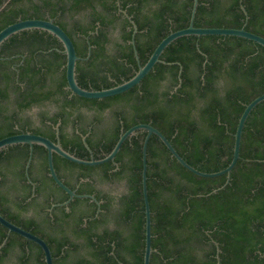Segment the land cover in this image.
<instances>
[{
	"label": "trees",
	"instance_id": "trees-1",
	"mask_svg": "<svg viewBox=\"0 0 264 264\" xmlns=\"http://www.w3.org/2000/svg\"><path fill=\"white\" fill-rule=\"evenodd\" d=\"M194 0H0V30L20 18L52 17L72 37L77 53V79L87 88L122 82L144 64L157 44L171 31L190 23ZM242 4L247 10L242 7ZM246 28L264 35V0H199L194 24ZM118 27V35L111 31ZM7 57V58H5ZM161 61L133 87L102 98H89L68 87L67 54L62 41L39 28L25 29L0 46V138L30 130L56 139L54 125L61 120L64 147L90 158L82 136H64L65 122L78 111L92 110L97 123L87 142L96 158L108 153L121 133L139 122L162 130L192 165L205 171L226 167L233 156L235 132L246 106L264 93V45L238 35H184L162 52ZM182 65L181 84L179 80ZM54 107L52 109V106ZM34 107H37L34 109ZM108 125L101 127L102 114ZM95 122V121H94ZM101 127V128H100ZM86 133L87 129L81 127ZM147 130L127 138L114 160L87 165L57 153L54 162L60 177L71 187L62 168L82 177L79 193H94L103 202L76 197L70 210L54 202L69 194L50 175L52 186L39 184L35 195L26 187L21 200L34 213L22 222L18 214L0 212L49 243L55 264H144L146 213L143 197V143ZM16 153L25 167L30 145L17 143L0 150V160ZM50 172L48 151L34 144V157ZM147 184L152 217L151 264H264V100L250 112L242 134L240 157L227 173L203 176L184 166L164 141L153 133L147 145ZM25 176V171H20ZM95 173L103 181H126L120 193L108 194L92 184ZM4 175V172H2ZM214 188L217 191L212 192ZM43 195L44 199L41 198ZM5 193L0 197L5 198ZM83 208L77 209L78 205ZM52 207V209H50ZM88 218L85 220V218ZM8 229L0 223V243ZM36 247V263L47 264L43 248L12 232L0 255L13 242ZM123 262V263H122Z\"/></svg>",
	"mask_w": 264,
	"mask_h": 264
},
{
	"label": "water",
	"instance_id": "water-1",
	"mask_svg": "<svg viewBox=\"0 0 264 264\" xmlns=\"http://www.w3.org/2000/svg\"><path fill=\"white\" fill-rule=\"evenodd\" d=\"M199 0H194L193 7H192V13L190 18V23L186 27H182L176 30L171 31L169 34H167L165 37L162 38V40L157 44L147 61L142 64L140 62V56L138 49L136 47L135 42V34L138 30V25L136 21L132 18V15L128 14V12L125 11L131 22L133 23V34L131 42L134 44V51L137 57V60L139 62V68L136 70L135 74L132 75L130 78L119 82L115 85L109 86V87H103V88H87L82 86L78 79H77V61L82 58H88L91 55L92 50V44L89 45V51L88 54L85 57L80 56L77 53L75 43L70 36V34L58 23L54 20V18H41V17H28V18H20L12 23H9L5 27H3L0 30V46L1 44L9 38L11 35L25 30V29H33V28H39L47 30L54 35H56L64 44L65 52L67 54V62H66V74H67V81H68V87L72 90V92L77 93L84 97L89 98H102L105 96L114 95L120 92H123L134 85L140 83L142 78L154 67L156 62L161 61L160 58L162 52L164 49L175 39H177L180 36L184 35H205V34H222V35H238L243 36L249 39H252L256 42L261 43L264 45V35H261L257 32H254L252 30H249L246 28V22L241 27H230V26H197L194 24L197 6H198ZM242 7L245 9V6L242 4ZM245 12L247 14V10L245 9ZM248 18V14H247ZM182 65L180 66V73H179V80L181 84L182 77ZM264 100V93L257 95L255 98H253L249 103L246 104L240 118L238 121L237 129L235 132V141H234V151L233 156L230 161V163L219 170L216 171H205L202 169L197 168L196 166L192 165L190 162H188L184 156L177 150V148L174 146V144L171 142V140L167 137V135L160 130L158 127L153 125L149 122H139L136 124H133L127 129H122L118 140L116 141L113 148L106 153L103 157L96 158L94 156V153L89 145V143L86 140V136H84V143L85 145L91 150V158H84L81 156L76 155L75 153L71 152L70 150L66 149L61 140L58 139L57 141L53 140L52 138L43 135L41 133H35L31 131H21L13 134L6 135L2 138H0V150L16 143H28L30 144L31 150L29 159L27 162V174L28 168L33 156V146L34 144H41L45 146L48 149V162H49V168H50V174L53 176L55 181L63 187L68 193H69V199L64 201L65 204H68L70 200H72L75 196L79 197H91L92 199L96 200L98 203L100 201L96 198L94 194L89 193H78L76 190L71 188L69 185H67L59 176L57 169L55 167L54 163V153H58L62 155L63 157H66L72 161L93 165V164H99L103 163L108 160H114L116 154L120 150L121 146L123 145L124 141L135 134L139 129H145L147 130L146 137L144 139L143 143V169H142V184H143V197L145 202V213H146V229H145V251H144V264H151V255L152 252L157 250V248L153 247L152 244V217H151V205L149 200V194H148V184H147V145L150 136L155 133L157 134L167 145V147L170 149L172 154L187 168L190 170L196 172L197 174L203 175V176H216L223 173H227V179L226 182L221 186H225L230 178H231V172L235 164L237 163L239 157H240V151H241V141H242V134L243 129L246 123V120L252 111V109L260 102ZM218 188H214L212 192L217 191ZM99 210V208H98ZM0 223H2L4 226H6L9 230L18 232L19 234L25 236L28 239H31L35 242H37L44 250L45 253V260L47 264H55L54 262V256L51 250V247L49 243L46 241L45 238L40 236L37 233H34L33 231L24 228L23 226L15 223L14 221L7 218L5 215H3L0 212ZM6 242V239L2 242V245ZM217 264H220L221 258H220V246L217 242ZM123 263V262H122ZM124 264V263H123Z\"/></svg>",
	"mask_w": 264,
	"mask_h": 264
},
{
	"label": "flooded vegetation",
	"instance_id": "flooded-vegetation-1",
	"mask_svg": "<svg viewBox=\"0 0 264 264\" xmlns=\"http://www.w3.org/2000/svg\"><path fill=\"white\" fill-rule=\"evenodd\" d=\"M120 10L125 13L124 10H126V9L120 8ZM126 12H127V10H126ZM97 30H98V27L95 30H90L89 35L97 32ZM118 30H119L118 27L114 28V30L111 31V36H113V37L117 36ZM89 35H86L88 43H89L88 44V51H89V45L92 44L90 41ZM93 46L94 45L92 44V48H93ZM91 53H92V50H91ZM82 57H85V56H82ZM5 58H7V57H5ZM88 58H82V59H88ZM53 108L54 107L52 106V109ZM106 114H107V111H106V113L102 114V120L100 122L101 127H104V128L108 125L107 118H105ZM96 123H97V121L95 120V114L92 112V110H83V112H81L80 117L78 116V111H77L74 113L73 116H71L69 121L64 123L63 128H62V132H63L64 136L67 138H71L75 134H80L82 136V139L84 142L83 137L86 136V140H87V136L91 132H94V125ZM60 125H61V120H59L54 125V128L56 130L55 131L56 139H53V140H55V141H57L58 139L61 140ZM81 127H85L87 129L86 133H83V131H81ZM122 129H123V127L121 128V130ZM27 131H30V130H27ZM61 142H62V140H61ZM23 144H25V143H23ZM30 150H31V147H30ZM88 150L90 151V156H91L92 155L91 150L89 148H88ZM47 151H48V149H47ZM93 153H94V151H93ZM29 155H30V153H29ZM33 157H34V146H33V156H32L29 168H28L29 174H27V162H28L29 156H28V159L26 161L25 167L22 165V161H20V154L19 153H16L10 161L0 160V194L5 193V195H6L5 198L0 197V203H3V206L7 211H11L12 213L18 214L19 218L22 222L27 221L28 218L32 217V215L34 213V210H33L31 203L29 201H26V200H21L22 195L25 192V189L29 185V183L32 185V195L29 196L27 200H30L32 198V196L35 195V190H36L37 184H39L40 187L43 188L44 191L48 190L52 186V181L50 180V175H51L50 172H45V170L42 167V163L40 162V158H33ZM48 164H49V162H48ZM93 165H95V164H93ZM21 170L25 171V176H23L21 174V172H20ZM2 172H4V175L2 174ZM62 172L65 173L66 178L74 184V187H71L70 185L69 186L76 191L80 187V184L83 181L90 179V177H82L80 175V172L75 170V169H69V168L65 167V168H62ZM125 183H126V181L123 179L122 180L121 179H114L113 181H103L100 179L99 175H97L96 173L94 175V179L92 180V184L95 187L102 189L103 192L108 193V194L120 193L119 190L121 188L123 189ZM89 194H94V193H89ZM76 197H79V196H75L72 200H70V202L68 204H65L64 201L69 199V197L67 199H65L64 201L54 202L52 207L55 205L62 204V205H65L66 209L69 211L71 209L70 203ZM41 198L44 199L43 195L41 196ZM89 198L97 203L98 206H97L96 215H98V213L101 210V204L103 202V199L99 200L96 197L100 201V203H98L96 200L92 199L91 197H89ZM84 206H85L84 204L78 205L77 209L83 208ZM52 207L50 209H52ZM98 208H99V210H98ZM87 219L88 218L86 217L85 220H87ZM17 224L21 225L20 223H17ZM12 232H15V231L9 232V230H8V235H6V237L4 238V239H6V242H7L9 235H11ZM16 233H18V232H16ZM17 238L18 237L15 235L12 236V239H14L13 242L10 243V245H8V247H7V250L2 252V254L0 255V264H34V263H36L37 262L36 257H34V255H33L34 250H36V247H32L30 244H25L24 248H22L21 245L19 244V241H17ZM4 239H3V241H4ZM2 242L0 243V252H1L2 246L6 243L5 242L2 245Z\"/></svg>",
	"mask_w": 264,
	"mask_h": 264
},
{
	"label": "rangeland",
	"instance_id": "rangeland-1",
	"mask_svg": "<svg viewBox=\"0 0 264 264\" xmlns=\"http://www.w3.org/2000/svg\"><path fill=\"white\" fill-rule=\"evenodd\" d=\"M52 106V105H51ZM37 108V107H34V109Z\"/></svg>",
	"mask_w": 264,
	"mask_h": 264
}]
</instances>
